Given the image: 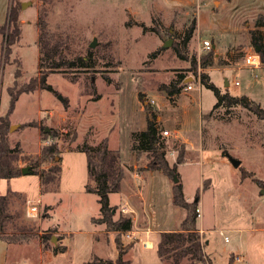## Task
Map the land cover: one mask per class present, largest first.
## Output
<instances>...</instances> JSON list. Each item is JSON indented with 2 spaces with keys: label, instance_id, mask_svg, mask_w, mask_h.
Returning a JSON list of instances; mask_svg holds the SVG:
<instances>
[{
  "label": "rangeland",
  "instance_id": "1",
  "mask_svg": "<svg viewBox=\"0 0 264 264\" xmlns=\"http://www.w3.org/2000/svg\"><path fill=\"white\" fill-rule=\"evenodd\" d=\"M13 4L20 10L22 34L5 59L0 30V116L9 110L15 80L17 88L40 72L43 21L49 38L60 44L56 59L76 64L49 72L53 90L22 92L10 114L11 125H18L9 131L10 146L23 151L15 165L30 166L45 144L57 143L62 170L46 187L31 172L0 180V194L17 192L11 195L13 218L6 233H34L23 241L0 239V264H94L98 257H118V233L92 222L101 204L98 194L85 189L89 178L81 147L104 137L120 151L126 171L121 190L110 194L113 204L127 200L117 205L115 217L131 216L133 229L140 232L137 239L120 235L123 244L134 243L123 259L173 264V258H160L158 242L144 247L152 230L160 238L162 229H179L186 216V209L172 200L175 174L149 168L147 152L132 150V132L147 126V104L160 128L170 131L164 139L171 164L177 148L186 147L176 176L185 197L198 199L197 223L205 229L201 241L212 260L201 264H264V183L252 177L264 181V119L241 105L214 109L217 95L199 79L207 73L221 93L246 95L264 108V67L245 62L247 54L257 52L251 30L258 28L264 41V25H255L264 21V0H0V25ZM194 20L196 29L185 49L183 37ZM205 39L214 62L194 69L192 57L199 62L208 53L202 48ZM77 57H86L90 67L81 66ZM181 74L194 77L184 80L192 88L184 85L172 96L160 88ZM28 121L39 125L23 126ZM46 127L60 136L45 139ZM231 158L241 165L235 167ZM38 198V216H27L28 200ZM147 229L149 234L143 233ZM188 263L184 258L179 264Z\"/></svg>",
  "mask_w": 264,
  "mask_h": 264
},
{
  "label": "trees",
  "instance_id": "2",
  "mask_svg": "<svg viewBox=\"0 0 264 264\" xmlns=\"http://www.w3.org/2000/svg\"><path fill=\"white\" fill-rule=\"evenodd\" d=\"M20 10L11 6L7 13L5 22L0 25L1 33L3 34L2 40V54L4 58H8L11 53L12 45L20 40L22 34L21 22H20ZM256 26L264 25L262 19H258L255 23ZM45 28V22L43 21V29L41 30V49L45 53V58L42 56L40 60V72L37 76L31 77L26 83L21 84L16 88L17 80H15L14 87L10 88L11 103L8 112L0 116V180L16 178L21 175L22 168L15 165V161L18 160L23 151L20 145L16 147L10 146L9 131L11 127L10 114L13 112L16 100L22 92H31L38 87L47 88L53 90V87L47 83V76L49 72L54 71L58 67L66 66L68 68L74 67L75 60H66L63 57L56 59V55H60L58 49L59 43H53L49 38ZM196 29V20H194L191 26L186 30L183 37L184 48L187 49V45ZM252 40L251 42L255 48L259 47L257 52L261 57V62L264 67V41L258 28L251 30ZM178 54H183L180 49H177ZM214 51L211 49L204 54L202 59L198 62L197 57H192V67L198 69L200 66L207 68L214 62ZM77 60L81 61V66L90 67V62L86 57H77ZM20 76V70L17 69L16 77ZM106 79L110 80L109 77ZM186 75L181 74L180 77L173 79L170 83H162L160 88L166 90L171 96L174 93L181 91L184 87V80ZM200 81L205 86L214 90L217 95V103L214 106L218 108L221 105L224 106H243L250 111L254 112L259 118L264 119V108L259 103L250 99L246 95L234 96L230 93H221L219 88L210 80V76L207 73H203L200 76ZM147 111V126L140 131H134L131 134L132 137V150L135 152H147L149 157L148 167L151 169L162 170L167 175L178 174L177 165L186 161L185 153L186 147L182 143L177 148V156L175 161L171 164L170 158H167L166 140L164 139L163 130L159 125V118L157 113L152 110L149 104L146 105ZM38 121H28L23 123V126H38ZM44 138L52 136L57 138L60 136V132L55 129L51 131H45L43 129ZM81 149L86 154L87 159V173L88 182L85 185V189L88 192L98 194L100 206V215L93 217L92 222L95 224H104L106 230L109 232H117L116 237L117 245L119 249V255L116 259L111 258H95L92 263L94 264H129V260L123 259V254L130 250L134 246V243H129L123 246L120 239L122 233H126L133 229L134 221L131 216L120 214L115 217L117 211V205H112L110 201V194L119 192L121 190L122 181L125 178L126 171L123 165L121 154L119 150L111 149L109 147L108 137H104L97 145H91L88 142H84ZM57 143L45 144L37 158L34 161H30L31 173L37 174L40 177V183L44 187L51 183H55L61 173L62 167L60 166V154ZM53 160V164L45 167L46 162ZM174 176V175H173ZM253 180L259 184H263L264 181L253 175ZM17 193L10 191L7 194H0V239L6 242H17L29 239L33 236V232L29 234L20 233H6L9 222L13 218V214L10 209L11 195ZM198 197V196H197ZM173 203L177 206L186 209V216L181 222L180 228L176 230L162 231L159 242L157 243V251L159 256L163 260L173 258V264H179L184 258L189 260L188 264H196L199 262H206L210 258L204 252V245L201 241V235L197 226V220L199 216L198 212V199L190 201L185 197L183 191V185L180 181L173 185ZM66 246L62 247V251L66 250Z\"/></svg>",
  "mask_w": 264,
  "mask_h": 264
},
{
  "label": "built area",
  "instance_id": "3",
  "mask_svg": "<svg viewBox=\"0 0 264 264\" xmlns=\"http://www.w3.org/2000/svg\"><path fill=\"white\" fill-rule=\"evenodd\" d=\"M202 48L205 51L211 50L212 49L211 42L208 39H205L203 41V43H202ZM245 62H246V64L248 66H253V67H256V68L263 66L262 62H261V57H260V55L257 52H253V53L247 54V56L245 58ZM238 83L239 82L236 81V84H238ZM186 88H188V89L192 88V85L190 84V82L186 85ZM163 134L164 135H169L170 131L165 129V130H163ZM40 202H41V200L39 198L36 200V202H33L30 199L28 200V205H27V209H26L27 216H29V217H37L38 216L39 207H38L37 203H40ZM127 210L128 209H127L126 206L122 207V211L127 212ZM131 210H133V209H131ZM198 212H199V215H200V211L199 210H198ZM144 232L146 234H149L150 229L144 230ZM221 232H223V231H221ZM126 233H127V237L128 238L133 236L135 239H137L138 237H135V236H136L137 233H140V232L138 230H136V231L134 230L133 231V229H132L131 231H128ZM226 239H227V237H226ZM145 242L146 243L144 244V247H146V248L152 247L153 241H151L150 239L149 240L147 239ZM149 242L151 243L150 246H149ZM237 259H239V256H237Z\"/></svg>",
  "mask_w": 264,
  "mask_h": 264
},
{
  "label": "water",
  "instance_id": "4",
  "mask_svg": "<svg viewBox=\"0 0 264 264\" xmlns=\"http://www.w3.org/2000/svg\"><path fill=\"white\" fill-rule=\"evenodd\" d=\"M96 38L92 41V43H91V47H94L95 45H96ZM169 44V42H167L166 43V45H168ZM259 47H257L256 48V51L258 52L259 51ZM194 79V77H188L187 79H185V82H188L189 80H193ZM227 84H228V82H227ZM18 125L17 124H12L11 125V127H10V130L12 131L15 127H17ZM45 131H50V128L49 127H46L45 128ZM231 161H232V163H233V165L235 166V167H239L240 165H241V160H239V159H236V158H231ZM30 167L31 166H25V167H22V173L23 174H28V173H30L31 172V170H30ZM179 181V178L176 176V175H174V182L175 183H177Z\"/></svg>",
  "mask_w": 264,
  "mask_h": 264
},
{
  "label": "crops",
  "instance_id": "5",
  "mask_svg": "<svg viewBox=\"0 0 264 264\" xmlns=\"http://www.w3.org/2000/svg\"><path fill=\"white\" fill-rule=\"evenodd\" d=\"M12 120V119H11ZM14 121V120H13ZM175 161V160H174ZM173 161V162H174ZM135 172V175H138V173H137V171H134ZM182 183V182H181ZM182 185H183V183H182ZM189 200H191V199H189ZM125 202H127V200H125L124 202H119V203H125ZM118 203V204H119ZM112 205H118L117 203H115V204H113V203H111ZM100 225V224H99ZM134 225H135V223H134ZM134 225H133V227H134ZM197 226H198V223H197ZM198 228H199V231H200V233L202 232V231H204L205 229L204 228H202L201 226H198ZM169 230H172V229H162L161 231H169ZM107 231V230H106ZM133 231H134V229H133ZM136 231V230H135ZM143 231V233H144V230H142ZM151 231V230H150ZM222 231V230H221ZM151 236V237H150ZM161 236V235H160ZM149 238H152L151 239V241H153V244H152V247H150V248H154V242L156 241V242H159V240H160V238H159V235L157 234V235H155L154 234V232H153V230H152V235H151V233H150V235H149ZM155 240H154V239ZM205 241H206V244H209V240L208 239H205ZM123 244V243H122ZM128 244V243H127ZM127 244H123V246H125V245H127ZM146 248V247H145ZM150 248H147V249H150ZM129 251V250H128ZM127 251V252H128ZM161 258V257H160ZM210 258V257H209ZM208 262L209 263H212V260L211 259H209L208 260ZM202 262H199V263H196V264H201Z\"/></svg>",
  "mask_w": 264,
  "mask_h": 264
},
{
  "label": "bare ground",
  "instance_id": "6",
  "mask_svg": "<svg viewBox=\"0 0 264 264\" xmlns=\"http://www.w3.org/2000/svg\"><path fill=\"white\" fill-rule=\"evenodd\" d=\"M149 246H150V243H149Z\"/></svg>",
  "mask_w": 264,
  "mask_h": 264
}]
</instances>
